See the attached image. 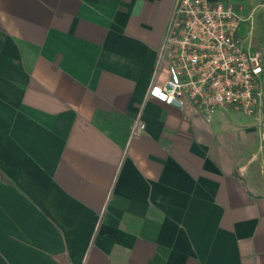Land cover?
I'll use <instances>...</instances> for the list:
<instances>
[{
	"label": "crops",
	"instance_id": "crops-1",
	"mask_svg": "<svg viewBox=\"0 0 264 264\" xmlns=\"http://www.w3.org/2000/svg\"><path fill=\"white\" fill-rule=\"evenodd\" d=\"M176 2L0 0V264H264V112L147 98Z\"/></svg>",
	"mask_w": 264,
	"mask_h": 264
},
{
	"label": "built area",
	"instance_id": "built-area-1",
	"mask_svg": "<svg viewBox=\"0 0 264 264\" xmlns=\"http://www.w3.org/2000/svg\"><path fill=\"white\" fill-rule=\"evenodd\" d=\"M254 9L211 0H177L147 98L208 117L237 108L264 112V45L247 48L239 32ZM139 120L133 131L141 134Z\"/></svg>",
	"mask_w": 264,
	"mask_h": 264
},
{
	"label": "rangeland",
	"instance_id": "rangeland-1",
	"mask_svg": "<svg viewBox=\"0 0 264 264\" xmlns=\"http://www.w3.org/2000/svg\"><path fill=\"white\" fill-rule=\"evenodd\" d=\"M248 30H249V26L242 25V27L240 29V35L245 37L247 32H248ZM254 37H255V39H257V37H258V26H257V24H256V30H255V33H254Z\"/></svg>",
	"mask_w": 264,
	"mask_h": 264
}]
</instances>
